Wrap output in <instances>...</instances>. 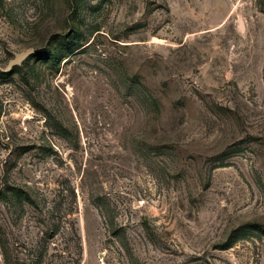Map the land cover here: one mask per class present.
<instances>
[{
  "label": "rangeland",
  "instance_id": "1",
  "mask_svg": "<svg viewBox=\"0 0 264 264\" xmlns=\"http://www.w3.org/2000/svg\"><path fill=\"white\" fill-rule=\"evenodd\" d=\"M0 72V264H264V0H0Z\"/></svg>",
  "mask_w": 264,
  "mask_h": 264
},
{
  "label": "water",
  "instance_id": "2",
  "mask_svg": "<svg viewBox=\"0 0 264 264\" xmlns=\"http://www.w3.org/2000/svg\"><path fill=\"white\" fill-rule=\"evenodd\" d=\"M34 52V49H29L22 54H17L16 57L12 60L11 66L21 63L25 58Z\"/></svg>",
  "mask_w": 264,
  "mask_h": 264
},
{
  "label": "trees",
  "instance_id": "3",
  "mask_svg": "<svg viewBox=\"0 0 264 264\" xmlns=\"http://www.w3.org/2000/svg\"><path fill=\"white\" fill-rule=\"evenodd\" d=\"M8 74H10V72H0V75H2V76H6ZM13 192L15 193V190H13ZM22 193L24 194V192H22ZM6 198H8L7 193L3 192V191H0V199H6Z\"/></svg>",
  "mask_w": 264,
  "mask_h": 264
}]
</instances>
